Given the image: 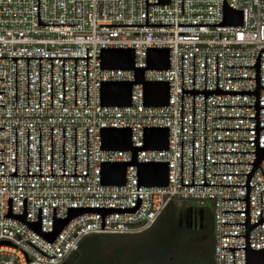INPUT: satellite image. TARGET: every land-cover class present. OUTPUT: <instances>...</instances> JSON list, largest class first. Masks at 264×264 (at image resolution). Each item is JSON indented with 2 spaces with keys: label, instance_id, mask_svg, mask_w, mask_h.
<instances>
[{
  "label": "built area",
  "instance_id": "2783aa9c",
  "mask_svg": "<svg viewBox=\"0 0 264 264\" xmlns=\"http://www.w3.org/2000/svg\"><path fill=\"white\" fill-rule=\"evenodd\" d=\"M160 1L0 0V264H63L85 237L139 234L170 204L210 211L213 264L264 248V0ZM107 49H132L135 69L167 49L168 69L144 72L169 84L167 106H145L140 84L129 107L102 106L103 82L135 77L101 70ZM151 128L167 149L136 161L166 164L167 186H140L134 165L102 185V165L132 153L103 151L101 130L129 129L140 149Z\"/></svg>",
  "mask_w": 264,
  "mask_h": 264
},
{
  "label": "water",
  "instance_id": "95a60500",
  "mask_svg": "<svg viewBox=\"0 0 264 264\" xmlns=\"http://www.w3.org/2000/svg\"><path fill=\"white\" fill-rule=\"evenodd\" d=\"M161 4H167L168 0H161ZM231 18H234L231 21ZM224 24L240 25L241 14L229 8L224 10ZM101 70H133L135 73L133 82H103L101 84V104L105 107L124 108L131 104V89L134 84L143 87L144 105L147 107L161 108L167 106L169 98V84L167 82H147L144 80L146 70H167L169 66V51L167 49H152L147 51L146 68H134V51L132 49H107L101 53ZM167 129H145L143 134V147L133 148L131 144V132L129 129H103L100 132L101 149L103 151H130L132 162L130 164L107 163L102 165L101 183L104 186H122L125 184V170L129 165L137 168L139 185L144 187H166L167 165L163 163H138L136 154L142 150L163 151L167 149ZM158 143H155V140ZM264 158V152L260 155L259 162ZM154 174L156 177L151 178ZM86 210H78L70 213L67 220L57 222L55 230L50 235H43L47 240L53 241L68 221ZM200 214L202 211L199 212ZM23 220V219H21ZM33 229L39 233V226ZM245 264H264V248L256 251L245 252Z\"/></svg>",
  "mask_w": 264,
  "mask_h": 264
},
{
  "label": "trees",
  "instance_id": "16d2710c",
  "mask_svg": "<svg viewBox=\"0 0 264 264\" xmlns=\"http://www.w3.org/2000/svg\"><path fill=\"white\" fill-rule=\"evenodd\" d=\"M183 207L170 204L158 221L139 234H99L82 239L66 264H213L212 236L201 242L178 239L175 227ZM209 240V245L204 241ZM198 256L192 261L191 256ZM199 255L201 257H199Z\"/></svg>",
  "mask_w": 264,
  "mask_h": 264
},
{
  "label": "flooded vegetation",
  "instance_id": "af4514ba",
  "mask_svg": "<svg viewBox=\"0 0 264 264\" xmlns=\"http://www.w3.org/2000/svg\"><path fill=\"white\" fill-rule=\"evenodd\" d=\"M202 211L200 214L199 212ZM211 213L208 210H198L196 208L183 209L178 216L175 227L176 232H181L183 240L186 242L197 240L211 225ZM63 264H66L65 262Z\"/></svg>",
  "mask_w": 264,
  "mask_h": 264
},
{
  "label": "rangeland",
  "instance_id": "374dc122",
  "mask_svg": "<svg viewBox=\"0 0 264 264\" xmlns=\"http://www.w3.org/2000/svg\"><path fill=\"white\" fill-rule=\"evenodd\" d=\"M209 205V204H208ZM210 208V210H211V207H209ZM208 208V209H209ZM212 211V210H211ZM175 231V233H178V231L176 232V230H174ZM207 234H210L211 236H212V228H211V225H210V227L208 226L207 227V229L204 231V233H202V235H200L198 238H197V242H201V241H203V240H205L206 238H207ZM178 239H180V240H183V235L181 234V232H179L178 234ZM204 243H205V245H209V240L207 241H204ZM199 257H201L200 255H199ZM191 258H192V261H196L197 260V258H198V256H196V255H193V256H191Z\"/></svg>",
  "mask_w": 264,
  "mask_h": 264
}]
</instances>
